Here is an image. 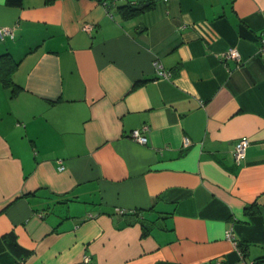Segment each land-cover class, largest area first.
Masks as SVG:
<instances>
[{"label":"crops","instance_id":"1","mask_svg":"<svg viewBox=\"0 0 264 264\" xmlns=\"http://www.w3.org/2000/svg\"><path fill=\"white\" fill-rule=\"evenodd\" d=\"M0 27V264H264V0H0Z\"/></svg>","mask_w":264,"mask_h":264},{"label":"built area","instance_id":"2","mask_svg":"<svg viewBox=\"0 0 264 264\" xmlns=\"http://www.w3.org/2000/svg\"><path fill=\"white\" fill-rule=\"evenodd\" d=\"M90 24H87L84 26L85 30H90L91 29ZM5 36H10L13 37L14 36V28L12 27H0V40H2ZM258 52L259 54L264 57V32L261 33L260 35V45L258 48ZM220 58L221 59H227V58H232L235 60H239V53L235 48H229L226 51L220 53ZM155 71L157 72L158 75L162 76V77H168L169 76V72L165 71L163 69H161V64L159 63L158 60H154L153 62ZM148 127L146 125L142 126L141 128H136L133 129L129 136L139 142V143H145L147 141V137L145 135L142 134V131L146 130ZM189 144V139L187 137L183 138V145L186 146ZM249 144V138L245 135L239 137L237 139V141L234 144L233 147V159L235 161L236 164H240L243 159L245 158L246 155V149L248 147ZM60 169L63 168L62 165L59 166ZM123 212V211H121ZM226 236L228 239H232L233 235L231 234L230 231H227ZM86 261L88 260V257L84 258ZM216 264H225L223 262H217Z\"/></svg>","mask_w":264,"mask_h":264},{"label":"trees","instance_id":"3","mask_svg":"<svg viewBox=\"0 0 264 264\" xmlns=\"http://www.w3.org/2000/svg\"><path fill=\"white\" fill-rule=\"evenodd\" d=\"M53 1V0H46ZM8 5L19 6L22 4V0H6ZM150 3H146L139 6L134 5H123L119 6L118 9L125 17L134 16L140 12H143ZM17 66V62L9 55V53H4L0 55V83L4 86H12V74ZM144 233L148 232V226L145 225ZM238 247H240L239 243H237Z\"/></svg>","mask_w":264,"mask_h":264}]
</instances>
